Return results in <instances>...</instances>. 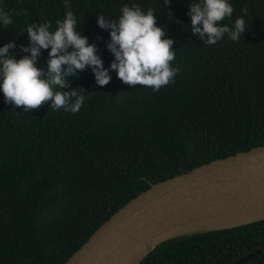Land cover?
<instances>
[{
	"label": "trees",
	"instance_id": "trees-1",
	"mask_svg": "<svg viewBox=\"0 0 264 264\" xmlns=\"http://www.w3.org/2000/svg\"><path fill=\"white\" fill-rule=\"evenodd\" d=\"M197 2L68 0L66 9L65 0H0L13 21L0 23V47L14 42L16 59L29 44L28 24L51 22L54 31L71 10L108 68L109 30L97 17L116 19L124 4H138L153 9L175 41L172 66L180 69L154 91L124 84L115 71L101 87L88 68L68 78L84 96L77 113L48 104L24 112L0 91V264H63L151 184L264 145V0H229L233 14L219 23L231 27L243 17L245 34L239 41L225 34L215 45L191 32L187 13ZM49 50L37 67L47 68ZM263 245L264 220L172 238L139 264H229ZM240 264H264V250Z\"/></svg>",
	"mask_w": 264,
	"mask_h": 264
},
{
	"label": "clouds",
	"instance_id": "clouds-1",
	"mask_svg": "<svg viewBox=\"0 0 264 264\" xmlns=\"http://www.w3.org/2000/svg\"><path fill=\"white\" fill-rule=\"evenodd\" d=\"M169 3L170 0H165V8ZM64 7L71 8L68 0H65ZM233 11L229 0L190 3L187 14L191 20V32L207 45H215L225 34L231 41H239L245 34L243 17H238L231 27L219 23L230 18ZM247 11L246 7L241 9L244 15ZM154 12L151 8L144 12L138 4H124L116 19L98 15L97 25L109 30L110 40L106 47L114 59L108 68L104 67L97 46L90 44L88 38L77 31L79 25L71 10L66 11L62 20L55 22L54 31L51 22L28 24L25 30L29 44L20 46L25 55L15 58L10 52L16 48L12 41L0 47V91L5 103L14 108L22 107L24 112L48 104L53 110L77 113L84 103V96L77 92L78 87L71 88L68 78L76 77L88 68L101 87L110 83L112 71L126 85L150 87L154 91L174 82L180 71L172 66L175 41L165 38L166 31L157 26ZM12 22L9 13L0 11V23L7 27ZM42 50H49L46 69L37 67ZM68 88L71 90L63 91Z\"/></svg>",
	"mask_w": 264,
	"mask_h": 264
},
{
	"label": "water",
	"instance_id": "water-1",
	"mask_svg": "<svg viewBox=\"0 0 264 264\" xmlns=\"http://www.w3.org/2000/svg\"><path fill=\"white\" fill-rule=\"evenodd\" d=\"M253 218L221 223L253 210ZM264 220V145L151 184L104 221L63 264H130L172 238ZM264 245L229 264H240Z\"/></svg>",
	"mask_w": 264,
	"mask_h": 264
},
{
	"label": "bare ground",
	"instance_id": "bare-ground-1",
	"mask_svg": "<svg viewBox=\"0 0 264 264\" xmlns=\"http://www.w3.org/2000/svg\"><path fill=\"white\" fill-rule=\"evenodd\" d=\"M263 211V208H261L260 210H253L252 212L249 213H244L240 216L234 217L233 219H229L227 221H225L224 223H221L220 225H218V227H224V226H229L232 224H236L239 223L241 221H245V220H249L251 218H253L254 216H256L257 214H260ZM144 255V253H142L141 255H139L134 261H132V263L130 264H136L137 261Z\"/></svg>",
	"mask_w": 264,
	"mask_h": 264
}]
</instances>
